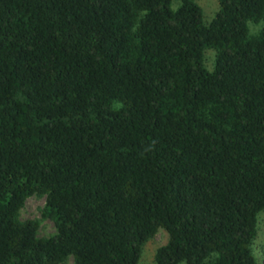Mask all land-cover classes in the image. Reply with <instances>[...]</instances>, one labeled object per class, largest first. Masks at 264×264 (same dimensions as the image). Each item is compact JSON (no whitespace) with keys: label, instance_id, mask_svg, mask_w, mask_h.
I'll return each mask as SVG.
<instances>
[{"label":"trees","instance_id":"obj_1","mask_svg":"<svg viewBox=\"0 0 264 264\" xmlns=\"http://www.w3.org/2000/svg\"><path fill=\"white\" fill-rule=\"evenodd\" d=\"M170 3L0 0V264H257L264 0Z\"/></svg>","mask_w":264,"mask_h":264},{"label":"rangeland","instance_id":"obj_2","mask_svg":"<svg viewBox=\"0 0 264 264\" xmlns=\"http://www.w3.org/2000/svg\"><path fill=\"white\" fill-rule=\"evenodd\" d=\"M201 8L203 22H208L217 8V0H195ZM178 0H171V7L177 4ZM248 22L249 31L255 29L254 25ZM204 66L207 69L212 67V52L209 48L204 49ZM43 196L31 195L24 201L23 206L19 210V218H40V209L43 204ZM54 229L51 219L45 217L40 218L37 227L38 235H47ZM167 239V233L162 227H158L154 234L148 238L142 245L137 264H156L153 260L154 249L163 244ZM252 251L256 257L257 264H264V214L257 216V228L254 239L252 241ZM61 264H72L71 257H68ZM178 264H183L179 262Z\"/></svg>","mask_w":264,"mask_h":264}]
</instances>
